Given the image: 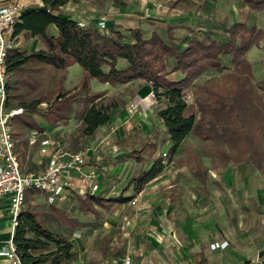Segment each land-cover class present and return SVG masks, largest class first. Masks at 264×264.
Listing matches in <instances>:
<instances>
[{
  "label": "trees",
  "instance_id": "trees-1",
  "mask_svg": "<svg viewBox=\"0 0 264 264\" xmlns=\"http://www.w3.org/2000/svg\"><path fill=\"white\" fill-rule=\"evenodd\" d=\"M67 0H41L40 7L23 8L13 27V32L22 31L24 37L36 36L44 45L31 51L9 47L4 55V67L11 79L5 82L4 107L20 106L21 111L13 114L25 125L40 128L26 118L34 111L35 105L45 101L47 106L42 117L48 123H56L68 116L70 103L83 93L80 118L83 130L90 133L98 124L108 120L109 103L94 102L100 91L88 93L89 78L96 77L110 85L140 78L149 83L154 95L153 113L160 119L170 139L165 153L169 158L187 132L205 142L206 155L211 166L225 167L228 163L244 162L253 166L264 177V80L253 81L251 64L246 52L256 45L263 34L261 27L247 25L243 21H233L223 27L226 39L217 41L208 38L200 40L189 37L185 44L178 46L171 26L166 25L165 37L152 30L143 36L138 27L124 33L116 28H98L96 25L80 26L77 20L62 14L60 5ZM250 9L264 11V0H241ZM48 23L56 27V34L46 31ZM229 56V65L221 61ZM122 58L123 66L116 60ZM169 68H166L168 59ZM49 64L59 70L55 78V93L48 99L38 95L27 103H8V88L17 83L35 86L28 75L20 77V71L30 60ZM77 63L81 73L77 85L71 91H64L62 80L65 68ZM211 68L218 77L201 83L193 80L204 70ZM169 70H178L180 76L170 79ZM8 76V75H7ZM192 86L191 101L184 99V89ZM22 112V113H21ZM161 136L153 133L141 137L137 145L115 157V162L132 159L136 162L150 161V164L129 178L117 195L102 196L100 193H75L76 201L83 212L95 211L94 204L110 206L124 202L138 192L143 184L156 175L164 166L161 155L151 159ZM136 139H128L124 144H133ZM192 168L200 184H204L207 168L195 154L191 155ZM131 185L132 193L122 192ZM38 190L28 189L27 193ZM27 195V194H26ZM51 206V205H50ZM62 221L74 225V218L63 215ZM11 240L19 264H61L71 258V243L64 236L48 229L37 217V212L23 207L16 215Z\"/></svg>",
  "mask_w": 264,
  "mask_h": 264
},
{
  "label": "crops",
  "instance_id": "crops-1",
  "mask_svg": "<svg viewBox=\"0 0 264 264\" xmlns=\"http://www.w3.org/2000/svg\"><path fill=\"white\" fill-rule=\"evenodd\" d=\"M20 1L25 9L42 5L41 0ZM251 10L241 0H67L59 7L62 14L75 20L83 19L86 25H96V21L101 20L105 28L113 27L124 33H127L129 28L138 27L143 36H148L152 30H155L164 38L165 27L170 25L178 46L184 45L192 35L202 41L208 38L224 40L226 33L223 27L233 21H243L247 25L258 26L254 14H264V12L253 10L251 16ZM262 30L263 34L259 43L252 45L253 52L259 50L260 44L261 47L264 46V28ZM46 31L49 34H56L55 25L48 23ZM14 35L15 47L27 51L44 48L43 43L36 36L24 37L22 31L15 32ZM170 64L169 58L166 63L167 69ZM254 67L260 68V62L257 60L252 62V73L255 72ZM206 70L193 81L201 80ZM79 76L73 77L72 85L76 84ZM166 76L175 79L180 76V72L169 70ZM65 78L67 79L66 72ZM103 83L101 86H114L107 82ZM137 83L141 85L135 88L131 97H128L129 94L126 95L128 99L124 101L126 106L123 111L113 113L110 132L107 136L118 133L121 138L127 140L135 138L136 141L133 144H126L130 149L131 146L137 145L141 137L156 133L161 136L158 143L161 142L162 147H168L170 139L166 133H163L162 122L153 113L155 99L149 83L140 78H133L115 85L125 86ZM190 88L192 86L184 89V94L186 93L187 96L184 98L186 102L192 99ZM129 103H132L133 107H129ZM120 107L123 106L120 105ZM114 108L118 107L114 106ZM122 113L125 119L128 114H133L131 117L136 118V121L132 123L129 119L121 121L119 116ZM154 122L161 127L152 132L151 124ZM187 134L193 135L187 132L176 146V151L180 152L179 149L182 148V142ZM192 154L198 155L195 152L189 153L191 172L198 184L182 180L181 173L177 172L183 165L173 167L172 159H170L156 175L143 184L135 195L133 194L137 201L136 204H130L131 209L128 213L123 209L127 200L113 203L108 207L94 204L93 213L83 212L80 208L81 215L72 217L76 220L74 225L62 223L58 232L70 241L73 256L61 264H118L119 256L125 252L129 253L131 264H258L257 258L264 254V238H259L261 229L256 228L253 233L252 229L249 231L246 229L247 234L241 233L237 229L241 219L236 214L227 216L225 209L228 208L224 198L225 190L226 193L230 191L246 193L248 178L245 170L240 167L238 169L242 172H235L239 178L236 179L241 183L239 188L234 184V187L225 188L224 186V189H221L215 180L219 182L223 179L230 183L235 171V169L232 170L234 167L230 166L233 163H228L225 167H210V164H206L198 157L201 164L207 168L205 182L200 184L193 172ZM156 156L158 155L154 150L151 159ZM41 158L36 149L33 161L37 163ZM129 159L121 163L124 164ZM131 161L137 164L143 163L145 167L151 162V160L136 162L132 159ZM117 164L119 162L115 160L113 163L104 164L106 167L103 168L104 173L101 175L100 172L98 175L96 190L103 188L104 183L111 178L109 175L111 166ZM238 164L240 163H236ZM247 166L246 169L251 173L252 166L248 164ZM135 174L132 173L130 176ZM96 190L92 193L101 192ZM125 190L132 191L131 185H128ZM166 190L170 191L169 197L161 194ZM100 194L104 197L112 195L107 192ZM125 195L129 194L125 193ZM234 212H236L235 209ZM124 217L129 219L127 236L123 235L121 227ZM249 225L252 224L249 223ZM13 228L11 215L7 211V197L0 196V249L5 247L11 238ZM214 242H217V245L212 246L211 243ZM0 264H9V262L0 255Z\"/></svg>",
  "mask_w": 264,
  "mask_h": 264
},
{
  "label": "rangeland",
  "instance_id": "rangeland-1",
  "mask_svg": "<svg viewBox=\"0 0 264 264\" xmlns=\"http://www.w3.org/2000/svg\"><path fill=\"white\" fill-rule=\"evenodd\" d=\"M250 13V15L252 16L253 10H251ZM258 15L254 14V19H256L255 21H257L258 26L264 28V14ZM246 56L251 64V68L252 62L256 60L260 62L261 65L260 68L254 67L253 70L255 72L253 73V81L261 80L262 78H264V46L262 45L261 47L260 44L259 50H255V52H253L251 45V47L247 51ZM221 61L224 64L229 65V56H222ZM116 65L118 67L122 66L124 65V61L118 58L116 60ZM64 71L67 73V79L64 75V78L62 80V87L64 91L67 92L71 91L77 85V82L76 84H74L75 86L72 85L74 79L73 77L80 75L81 68L78 66V64L71 63L65 68ZM58 73L59 70L53 68L49 64L30 59L25 64V68L20 71V77L29 74V76L33 78V81L36 85L29 86L24 83H17L13 87H9L8 103H27L29 101H33V99H35L38 95H43L50 99L56 91L54 82ZM7 75V78L10 81L12 76L11 74ZM217 77L218 73H216L212 69H208L204 72L203 78L201 80H196L197 82L195 83H201L208 79H216ZM102 84L104 83L97 80L96 77H90V87L88 93L92 94L98 91L101 92V94L99 96H96L93 101L97 103L110 104L108 111L109 120H107L105 123L98 124L95 127L96 129L94 128L90 133L84 132V122L79 115V111L82 107L81 97L83 93H79L70 103L68 116L64 119L58 120L56 123H48L40 114V112H43L47 106V103L45 101L36 104L35 109L33 112H31L30 116H28L27 118L25 115L23 116L28 120V122L34 121L35 124L40 127L38 129L25 125L24 122L16 120L15 117L10 118L9 125L12 130V135L15 139L16 150L18 152L20 163L23 169L37 170L44 164L46 159L45 156H41L42 158L37 163L33 160L38 141L45 136L52 139L54 143L62 150L69 152H74L77 150L82 151L84 158L83 163L97 165L101 170V175L105 170L103 168L106 167L104 164H109L111 162L113 163L117 155L122 154L124 150L129 149V146L124 144L127 140L126 138H121L118 133L107 136V133L110 132V122H112L113 113H120L121 111H123V109L125 108L124 106H126L124 105V101L128 99L126 95L129 94L128 97H131L137 87L141 84H127L125 86H116L114 84V86H101ZM185 94L184 98L187 97ZM120 105H122L123 107H120ZM114 106H117L118 108L116 109L114 108ZM129 116L131 117L133 116V114H128V116H126V119H129L131 123L136 121V118H130ZM119 118L121 119V121L126 120L123 113L120 114ZM151 125L153 127L152 132L157 131L155 129H160L161 127L157 125L156 122ZM34 128L38 130L39 134L37 135V138L34 142L29 143V130ZM161 145V142H159L156 146V155H161V151L163 150L166 151L167 146L162 147ZM205 148L206 144L204 141L198 140L193 135L187 134L182 142V148L179 149L180 152L176 151V149L173 151L169 160L172 159L171 163L173 167H180L181 165H183L181 170L179 168L177 172L181 173L182 180H189L190 182H195L196 184H198V181L195 180L191 172V160H189L190 152H195L201 159V161L205 162L206 164H210L211 167L210 156L206 155ZM166 158H168V156H164L163 161H166ZM122 161H119V164H117L116 166H111V169L109 171V175L111 176V178L104 183L101 190L96 191H101L100 193L107 192L108 194L117 195L118 193H120V190L126 185L129 178L132 177L130 175L132 173L139 172L145 167V164L134 163L133 161H131V159L125 161L124 164L121 163ZM239 163L240 164L238 165H236V163L230 165L234 167L232 170L235 169L234 174H232L230 183L223 179H220L219 182L215 180V182L219 184V187L221 189H224V186L225 188L234 187V184L237 186V188H239V185H241V183L237 180L239 178L237 177L238 175L235 172H242V170L238 169L240 167L245 170V175L248 178V188L246 187L245 190L246 193H233L232 191L226 193V190L224 192V198L228 206V208H225L227 211L226 215L233 216L236 214V216L241 219V224L237 228L241 233L247 234V230L249 231L251 229L253 233V231L257 228L261 229L259 238H264V177H262L253 166L252 172L250 173L248 169H246L248 168L247 164L244 165V162ZM253 169H255L256 171ZM169 192L170 191L166 190L162 191L161 194L168 195ZM122 193H124V195L125 193L131 194L132 191L126 192V190H124ZM135 194L136 193H134V195ZM134 195L125 202V208L123 209L124 211H127V213L129 209H131L129 208L131 204L129 201L135 198L136 204L137 199ZM24 207L36 211L37 217L41 221V223H43L51 231L58 234H60L58 230L62 227V223H64V221H62L60 217H62L63 215L69 217H76L81 215V210L78 206L75 195L69 189L65 191L62 196L56 197L51 201L46 199L44 195L39 191L27 193L24 200ZM234 209L236 210V212H234ZM237 213L239 214L237 215ZM249 223H251L252 225H249Z\"/></svg>",
  "mask_w": 264,
  "mask_h": 264
},
{
  "label": "built area",
  "instance_id": "built-area-1",
  "mask_svg": "<svg viewBox=\"0 0 264 264\" xmlns=\"http://www.w3.org/2000/svg\"><path fill=\"white\" fill-rule=\"evenodd\" d=\"M24 8L20 0H0V196L7 197V211L11 215V226L16 224V215L24 207V200L28 189L41 192L49 201L63 195L68 189L78 195L93 192L98 186V175L101 172L97 165L84 164L83 152L80 150L69 152L59 148L52 139L45 136L39 139L37 152L45 156V162L37 170L22 168L15 139L9 122L13 114L20 112V107L5 108L6 72L4 55L7 48L14 46V23ZM78 25L84 26L83 19L77 20ZM98 28H105L103 21H96ZM129 107H133L129 103ZM39 134L37 129L29 130L28 142H34ZM161 156H166L161 151ZM166 161H164L165 163ZM166 164V163H165ZM135 203V198L129 201ZM129 219H122V233L128 235ZM212 246L217 242L211 243ZM15 246L11 238L6 246L0 249L9 264H19L15 254ZM258 264H264V254L257 258ZM118 264H131L129 253L125 252L118 258Z\"/></svg>",
  "mask_w": 264,
  "mask_h": 264
}]
</instances>
